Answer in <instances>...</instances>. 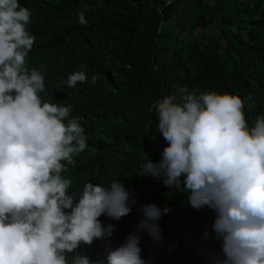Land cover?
Segmentation results:
<instances>
[{"label": "clouds", "instance_id": "clouds-1", "mask_svg": "<svg viewBox=\"0 0 264 264\" xmlns=\"http://www.w3.org/2000/svg\"><path fill=\"white\" fill-rule=\"evenodd\" d=\"M30 16L19 0H0V264H150L137 232L100 220L131 213L136 198L124 181H87L68 193L73 181L62 172L74 156L87 155V137L71 104L42 101L47 66H25L36 39ZM78 18L88 24L83 11ZM87 80L82 66L66 84ZM249 100L194 89L180 101L173 94L151 105L167 146L159 161L141 165L143 176L182 187L195 209L216 211L205 237L220 246L201 264H264V114L250 126ZM169 210L141 205L138 231L161 242L159 220Z\"/></svg>", "mask_w": 264, "mask_h": 264}, {"label": "trees", "instance_id": "trees-1", "mask_svg": "<svg viewBox=\"0 0 264 264\" xmlns=\"http://www.w3.org/2000/svg\"><path fill=\"white\" fill-rule=\"evenodd\" d=\"M19 3L30 9L28 31L36 37L25 66H47L42 101L71 104L70 116L79 118L87 137V155L74 156L75 165L62 172L73 181L68 193H78L87 181H124L136 204L119 221L101 216L102 223L137 232L150 264H201L220 246L205 237L213 232L216 211L208 205L195 209L182 187L169 189L143 176L141 165L159 161L167 146L150 109L165 96L180 101L199 89L250 96L244 109L250 126L264 114V0ZM81 11L87 25L79 23ZM82 66L87 82L69 88V74ZM148 203L170 209L159 220L164 237L159 243L137 229L140 206Z\"/></svg>", "mask_w": 264, "mask_h": 264}, {"label": "rangeland", "instance_id": "rangeland-1", "mask_svg": "<svg viewBox=\"0 0 264 264\" xmlns=\"http://www.w3.org/2000/svg\"><path fill=\"white\" fill-rule=\"evenodd\" d=\"M219 28L221 29L222 27L221 26H219ZM220 39V38H219ZM221 41V40H220Z\"/></svg>", "mask_w": 264, "mask_h": 264}]
</instances>
